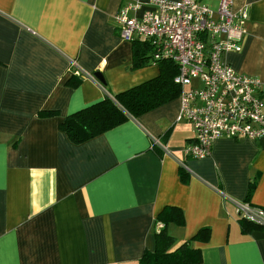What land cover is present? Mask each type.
Masks as SVG:
<instances>
[{
  "label": "crops",
  "instance_id": "obj_1",
  "mask_svg": "<svg viewBox=\"0 0 264 264\" xmlns=\"http://www.w3.org/2000/svg\"><path fill=\"white\" fill-rule=\"evenodd\" d=\"M128 1L0 0V264H138L166 207L184 216L168 228L178 245L209 228L192 243L200 264H264V228L239 223L240 205L264 210V139H217L192 159L179 98L81 144L60 128L159 75L133 69L120 38L114 16ZM233 9H246L248 33L227 63L258 78L264 100V0Z\"/></svg>",
  "mask_w": 264,
  "mask_h": 264
},
{
  "label": "built area",
  "instance_id": "obj_2",
  "mask_svg": "<svg viewBox=\"0 0 264 264\" xmlns=\"http://www.w3.org/2000/svg\"><path fill=\"white\" fill-rule=\"evenodd\" d=\"M247 20L246 9L234 10L233 0H219L216 10L200 0H133L114 16L123 41L150 45V63L177 65L178 120L195 131L184 150L192 159L208 157L217 139H264L262 83L236 73L226 60L241 51ZM239 213L264 226V210L246 203Z\"/></svg>",
  "mask_w": 264,
  "mask_h": 264
},
{
  "label": "trees",
  "instance_id": "obj_3",
  "mask_svg": "<svg viewBox=\"0 0 264 264\" xmlns=\"http://www.w3.org/2000/svg\"><path fill=\"white\" fill-rule=\"evenodd\" d=\"M132 46L133 69L146 67L150 63L152 51L150 45L142 41H134ZM156 65L159 69V75L156 78L115 96L106 92L101 102L68 116L60 126L62 131L68 135L72 143L81 144L131 118H138L178 99L181 87L174 81L178 74L177 65L168 60L157 62ZM101 85L105 90L104 84ZM181 177L182 179L186 177L184 172H181ZM239 223L243 232L257 227L264 228L241 215ZM184 224V216L180 209L166 207L161 211L154 226L155 248L152 252L146 251L138 264H200L202 262L201 251L194 248L192 243L207 242L210 230L202 228L192 239L178 245L168 233V228L171 225L182 227Z\"/></svg>",
  "mask_w": 264,
  "mask_h": 264
},
{
  "label": "water",
  "instance_id": "obj_4",
  "mask_svg": "<svg viewBox=\"0 0 264 264\" xmlns=\"http://www.w3.org/2000/svg\"><path fill=\"white\" fill-rule=\"evenodd\" d=\"M94 77H95L98 81H100L101 83H104V80H103L102 76H101L99 73H95V74H94Z\"/></svg>",
  "mask_w": 264,
  "mask_h": 264
}]
</instances>
